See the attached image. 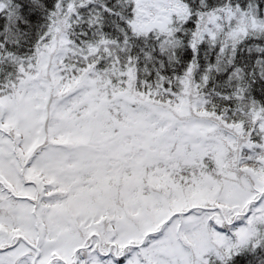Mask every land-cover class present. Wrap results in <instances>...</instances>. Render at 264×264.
<instances>
[{
  "label": "snow or ice",
  "instance_id": "snow-or-ice-1",
  "mask_svg": "<svg viewBox=\"0 0 264 264\" xmlns=\"http://www.w3.org/2000/svg\"><path fill=\"white\" fill-rule=\"evenodd\" d=\"M0 264H264V0H0Z\"/></svg>",
  "mask_w": 264,
  "mask_h": 264
}]
</instances>
